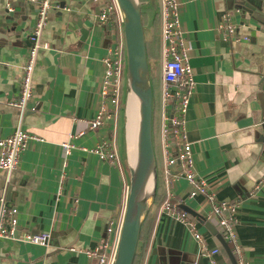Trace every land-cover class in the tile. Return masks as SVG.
I'll list each match as a JSON object with an SVG mask.
<instances>
[{
  "label": "crops",
  "instance_id": "1",
  "mask_svg": "<svg viewBox=\"0 0 264 264\" xmlns=\"http://www.w3.org/2000/svg\"><path fill=\"white\" fill-rule=\"evenodd\" d=\"M105 1L53 0L57 7L50 12L43 33L50 46L38 56L33 96L20 123L7 103L19 92L35 7L21 0H0V139L19 125L41 138L29 143L13 172L0 170V191L7 205L18 210L17 233L50 236L46 246L0 240V264H94L83 251L102 241L108 220L118 215L125 201L129 177L123 164V106L117 119L103 128H87L98 108L104 71L101 60L111 44L109 32L98 21ZM239 1L248 11L240 8ZM139 2L153 97L157 185L133 264H209L208 257L198 254V245L186 228L160 211L166 198L160 139L161 0ZM178 2L196 84L185 118L195 170L217 200L240 203L239 245L250 264H264V184L254 190L264 176V145L254 138L261 121L256 94L264 77V0ZM225 12L231 13L238 26L236 34L248 36L249 41L221 40L215 28ZM125 97L126 93L122 104ZM113 133L121 168L82 150ZM68 141L75 149L64 158L61 144ZM169 190L173 203L183 199L180 207L188 209L191 219L202 222L209 210L204 196L187 199L189 187L182 178L172 182ZM205 224L198 230L209 249L218 248L215 263L232 264ZM211 225L221 235L220 228Z\"/></svg>",
  "mask_w": 264,
  "mask_h": 264
},
{
  "label": "built area",
  "instance_id": "2",
  "mask_svg": "<svg viewBox=\"0 0 264 264\" xmlns=\"http://www.w3.org/2000/svg\"><path fill=\"white\" fill-rule=\"evenodd\" d=\"M21 1L34 5L35 22L28 35L29 48L21 67L19 92L14 99L7 103L10 108L17 112L20 123L33 96V77L38 56L41 51L50 46L43 37L44 27L50 12L57 7L53 0ZM160 17L162 39L161 100L163 106L160 139L165 161L163 181L166 187V198L161 203L160 211L185 227L198 245V254L208 257L209 264H216L213 256L219 253L218 248L209 249L198 230V223L180 207L183 199L177 203L172 202L174 194L169 190V186L180 178L184 179L189 187L187 199L204 196L209 203V210L204 214L202 222L220 228L221 236L231 248L236 264H250L243 255L236 232L240 203L235 200L218 201L207 182L195 170L191 146L185 130V118L196 84L193 70L189 64L188 46L180 22L178 0H161ZM123 20V14L117 0H106L100 10L98 21L109 32L111 44L107 47L101 60L104 71L99 87L96 114L87 121V128L90 131L103 128L107 122L116 120L120 109H122V99L126 93L127 68ZM236 28L238 26L232 20L231 13L225 12L215 31L224 42L249 41L248 36H238ZM79 135L82 134L79 133ZM40 140L41 138L23 130L20 125L11 135L1 138L0 170L8 174L13 172L18 166L21 154L28 148L29 143ZM61 148L64 158H67L75 149L69 141L63 142ZM82 150L97 156L100 161L121 168L115 133L109 138L100 140L93 148H82ZM263 184L264 176L255 184L254 190H258ZM251 194L253 195L254 192ZM127 195L128 185L126 186L123 206L117 216L108 220L102 241L95 247L83 251L85 257L93 261L94 264H114ZM17 217V208L8 206L5 197L2 196L0 198V240L17 239L33 245H47L50 237L48 233H17ZM75 250L71 248V251Z\"/></svg>",
  "mask_w": 264,
  "mask_h": 264
},
{
  "label": "water",
  "instance_id": "3",
  "mask_svg": "<svg viewBox=\"0 0 264 264\" xmlns=\"http://www.w3.org/2000/svg\"><path fill=\"white\" fill-rule=\"evenodd\" d=\"M117 3L124 18L123 34L127 55L125 112L130 96L136 100L138 105V157L134 169H131L128 165L130 172L128 195L114 264H133L142 222L155 197L157 185L156 158L152 140L153 97L140 2L139 0H117ZM238 4L242 10L248 11L243 1H239ZM256 100L261 112V121L258 129L254 130V138L264 145V77L259 82ZM125 148L127 157L126 141ZM148 181H152L149 204H147V197L142 198V193ZM2 194V191H0V198ZM182 209L188 213L187 208ZM205 227L219 240L231 263L236 264L235 258L222 236L211 224L207 223ZM170 254L176 253L171 252Z\"/></svg>",
  "mask_w": 264,
  "mask_h": 264
},
{
  "label": "bare ground",
  "instance_id": "4",
  "mask_svg": "<svg viewBox=\"0 0 264 264\" xmlns=\"http://www.w3.org/2000/svg\"><path fill=\"white\" fill-rule=\"evenodd\" d=\"M138 105L136 100L130 96L126 105V143H127V161L131 169H134L137 163L138 157ZM152 191V181H148L144 191L142 193V198L147 197V204L150 203V197Z\"/></svg>",
  "mask_w": 264,
  "mask_h": 264
},
{
  "label": "rangeland",
  "instance_id": "5",
  "mask_svg": "<svg viewBox=\"0 0 264 264\" xmlns=\"http://www.w3.org/2000/svg\"><path fill=\"white\" fill-rule=\"evenodd\" d=\"M121 106H123V109L122 110H123V119H124V131H123V149L124 150H123V152H124L125 155L123 154V157H124L123 164L125 166V169L128 171L127 174H128V177H129L130 176V172H129V167L127 166L128 163H127L126 148H125V141H126V131H125V124H126V117H125V99H124L123 104H121ZM119 144H121V140L120 139H119ZM119 158H120V156H119ZM120 162H121V159H120ZM121 164H122V162H121ZM201 220H202V218H201ZM195 221L198 223V227L200 226V229H201V224H203V223L200 221V219H199V221L195 219Z\"/></svg>",
  "mask_w": 264,
  "mask_h": 264
},
{
  "label": "trees",
  "instance_id": "6",
  "mask_svg": "<svg viewBox=\"0 0 264 264\" xmlns=\"http://www.w3.org/2000/svg\"><path fill=\"white\" fill-rule=\"evenodd\" d=\"M156 200H157V199H156ZM143 236H144V228L142 227L141 234H140V236H139V242H138V245H139V243L141 242Z\"/></svg>",
  "mask_w": 264,
  "mask_h": 264
}]
</instances>
